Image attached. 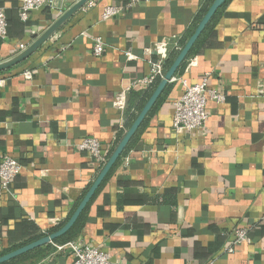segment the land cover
<instances>
[{
    "label": "crops",
    "instance_id": "0c3cea01",
    "mask_svg": "<svg viewBox=\"0 0 264 264\" xmlns=\"http://www.w3.org/2000/svg\"><path fill=\"white\" fill-rule=\"evenodd\" d=\"M131 1L89 0L30 57L0 72V159L21 167L9 191L0 188V257L68 221L101 171L78 144L94 138L109 158L124 124L118 93L131 87L128 102L137 106L149 87L133 84L148 75L155 44L188 34L215 0ZM71 5L38 9L23 23L19 0H0V62ZM107 7L119 11L103 20ZM97 37L100 57L92 54ZM198 40L84 210L78 238L111 264H264V0H225ZM207 73L208 88L225 100L207 102L203 132L176 135L181 81L194 85ZM236 228L248 229L249 243L229 254ZM61 245L35 264H70Z\"/></svg>",
    "mask_w": 264,
    "mask_h": 264
},
{
    "label": "built area",
    "instance_id": "2783aa9c",
    "mask_svg": "<svg viewBox=\"0 0 264 264\" xmlns=\"http://www.w3.org/2000/svg\"><path fill=\"white\" fill-rule=\"evenodd\" d=\"M72 0H19L20 6L18 9V18L21 22H27L30 14L38 9L49 7L50 9L57 10L63 5H71ZM78 0L74 1L77 2ZM142 0H132L129 6L139 3ZM118 9L115 7H107L102 14L103 20H108L118 14ZM0 39H7V21L5 14L0 9ZM104 43L100 37L93 40L92 54L94 57H100L104 52ZM168 41H160L155 44L154 52L156 58L149 61V72L145 77L138 79L133 86L140 85L143 87H151L157 80H161L165 74L163 63L168 55L169 50ZM26 48L20 47L21 52ZM179 49V48H177ZM180 50V49H179ZM128 60H135L137 57L127 52L125 54ZM29 77V74H25ZM210 74H204L201 81L194 85H189L185 80L181 81L183 92L172 102L173 114L171 119V128L176 135L187 132H203L206 127L208 113L206 104L208 101L214 103H221L225 100V96L214 90L208 88V78ZM131 87L125 88L121 93H118L114 101L115 109L123 113L125 109L126 94L130 91ZM78 150L86 153L91 163L101 170L108 160L105 156L104 150L99 141L94 138L87 137L78 144ZM21 167L19 163L10 158L3 156L0 159V188L8 192L11 182L20 173ZM233 244L226 249V252L231 254L236 245L249 243L248 229L236 228L233 231ZM58 251H68L72 261L70 264H111L110 255L97 248L86 244L83 240L77 238L76 240L69 241L64 245L57 247ZM206 264H216L214 260Z\"/></svg>",
    "mask_w": 264,
    "mask_h": 264
},
{
    "label": "water",
    "instance_id": "95a60500",
    "mask_svg": "<svg viewBox=\"0 0 264 264\" xmlns=\"http://www.w3.org/2000/svg\"><path fill=\"white\" fill-rule=\"evenodd\" d=\"M89 0H78L73 5H71L68 10L62 14L52 25H50L40 36L35 37V41L28 46L24 51L19 53L16 57L0 62V72L5 71L7 69H10L11 67L19 64L20 62L24 61L30 55H32L44 42L49 40L60 28L61 26L79 9H81ZM225 2V0H215L214 3L211 5L207 13L204 15V17L201 19L199 24L197 25L194 33L191 35V37L188 39V41L185 43L183 48L180 50L179 54L173 61V63L170 65V67L166 70L163 78L160 80L158 85L156 86L155 90L145 103L144 107L140 111L139 115L136 117L134 122L131 124V126L128 128L120 142L117 144L111 155L109 156L107 162L101 169V171L98 173L97 177L91 184V186L88 188L87 192L83 196L82 200L76 207L75 211L71 215V217L68 219V221L56 232L45 236L43 238H40L30 244H27L21 248H18L14 251H11L3 256L0 257V264L6 263L14 258H17L25 253H28L36 248L51 244L55 239L65 235L75 224L80 214L83 212V210L86 208L92 197L94 196L95 192L109 173V171L113 168V166L116 164L120 156L122 155L123 151L127 147L129 141L136 133L137 129L147 116L148 112L151 110L152 106L155 104L159 96L161 95L164 88L167 86L168 83H170L178 68L181 66V64L186 59L188 53L190 52L191 48L193 47L194 43L197 41L201 33L204 31L205 27L209 23L210 19L216 12V10Z\"/></svg>",
    "mask_w": 264,
    "mask_h": 264
},
{
    "label": "trees",
    "instance_id": "16d2710c",
    "mask_svg": "<svg viewBox=\"0 0 264 264\" xmlns=\"http://www.w3.org/2000/svg\"><path fill=\"white\" fill-rule=\"evenodd\" d=\"M198 22L199 21H197V23H195L193 29L190 30L188 34L181 37L179 40H177L175 42L173 41L169 44L170 47L168 50V55H167V58L165 59V61L163 63V67H164L165 72L170 67V65L173 63V61L175 60V58L177 57V55L179 54L180 50L183 48L185 43L188 41V39L194 33ZM198 39L194 43L192 49L190 50V53H192L194 51V49H196L197 46H199L198 45L199 44ZM177 48H179L180 50ZM182 67H183V65L180 68H178V70L176 71V74H178L181 71ZM159 82H160V80H157L151 87H149L148 91H145L143 93V95L140 96L139 104H137V106H134V105L132 106V104H129L128 99H129L130 95L133 94V92L131 91L128 93L126 103H125V110H124V124H123L122 128L118 129L116 136H115V139L113 140V142L111 144V149L109 150V152H111V153L113 152V150L115 149L117 144L120 142V140L122 139V137L124 136V134L126 133L128 128L134 122L137 114L139 113V111L141 110V108L145 104L146 100L149 98L152 91L158 85ZM164 92H165V90H164ZM164 94L165 93H163L162 97H160L158 99V101L156 102L157 106L160 104V102L164 98ZM127 149L123 151L122 155L118 159V162H120L122 157L126 154ZM104 153H105L104 154L105 156H108V155H106L107 154L106 152H104ZM84 210L80 214V216L78 217L77 221L72 226V228L65 235L55 239L51 244H65L69 241L76 240L79 237L80 227H81V223H82V217H83V213L85 212ZM54 232H55V230H51L49 232H46L45 234L40 235L39 237H36L34 240H38V239L43 238L45 236H48ZM51 244L36 248V249H34L28 253H25V254H23L17 258H14V259H12L6 263H3V264H19L20 262L26 260L27 258H31V257H36L37 258L36 261H39L42 258H44V256H46V254L51 250Z\"/></svg>",
    "mask_w": 264,
    "mask_h": 264
},
{
    "label": "rangeland",
    "instance_id": "374dc122",
    "mask_svg": "<svg viewBox=\"0 0 264 264\" xmlns=\"http://www.w3.org/2000/svg\"><path fill=\"white\" fill-rule=\"evenodd\" d=\"M36 257L27 258L26 260L20 262L19 264H35L37 261Z\"/></svg>",
    "mask_w": 264,
    "mask_h": 264
}]
</instances>
